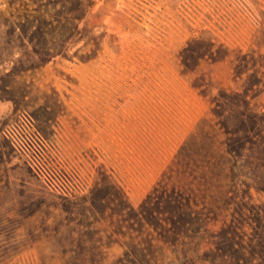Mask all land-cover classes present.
I'll return each instance as SVG.
<instances>
[{
	"label": "rangeland",
	"instance_id": "1",
	"mask_svg": "<svg viewBox=\"0 0 264 264\" xmlns=\"http://www.w3.org/2000/svg\"><path fill=\"white\" fill-rule=\"evenodd\" d=\"M260 223L264 0H0V264H264Z\"/></svg>",
	"mask_w": 264,
	"mask_h": 264
},
{
	"label": "trees",
	"instance_id": "2",
	"mask_svg": "<svg viewBox=\"0 0 264 264\" xmlns=\"http://www.w3.org/2000/svg\"><path fill=\"white\" fill-rule=\"evenodd\" d=\"M184 149H185V145L180 148L179 153H181ZM206 151L209 152L212 158H214L213 154L215 152L211 150L210 146H208ZM204 156L207 157L208 155H204ZM220 168H222V165L219 166V169ZM164 199H165V202H167L164 207V213L166 215V221H168V224L170 225V226L166 225V229L170 231H174L175 233H178L176 232V230H182L181 229L183 225V222H182L183 215L181 213L182 205L187 206L190 218L193 221H196L198 225L202 224V222L204 221L201 211H199L196 208L197 203L191 197H187L186 195L181 194L178 190H173L172 193L164 191ZM211 212H214L213 209L211 210ZM193 215H195V218H193ZM263 227H264V223H260L259 226H257V228L255 229L254 234H253L255 241L258 244L257 246L259 248V250L255 252L258 255L260 254L259 256H260L261 261L264 259V229H261ZM243 248L246 249V247H243ZM242 259L246 261L245 264H248L247 256L245 257V259L244 258Z\"/></svg>",
	"mask_w": 264,
	"mask_h": 264
},
{
	"label": "built area",
	"instance_id": "3",
	"mask_svg": "<svg viewBox=\"0 0 264 264\" xmlns=\"http://www.w3.org/2000/svg\"><path fill=\"white\" fill-rule=\"evenodd\" d=\"M30 125H31V122H30V120L28 118L23 119L22 127L24 129L30 128ZM18 131H19L18 127L13 126V127L7 128L4 131V134L8 138H11L13 140V135L15 133H17ZM28 139H29L30 144L27 142V144H28L27 146L34 147V148H36V147L41 148V145L43 144V142H42V140L39 137H37V136H35V137L31 136V139L30 138H28ZM26 149H28V148H26Z\"/></svg>",
	"mask_w": 264,
	"mask_h": 264
}]
</instances>
